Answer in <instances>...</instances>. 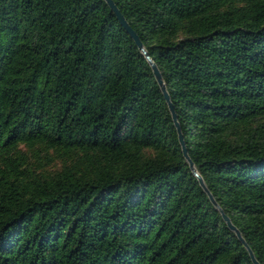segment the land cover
I'll list each match as a JSON object with an SVG mask.
<instances>
[{
  "label": "trees",
  "instance_id": "trees-1",
  "mask_svg": "<svg viewBox=\"0 0 264 264\" xmlns=\"http://www.w3.org/2000/svg\"><path fill=\"white\" fill-rule=\"evenodd\" d=\"M113 1L264 264V0ZM0 264H254L105 0H0Z\"/></svg>",
  "mask_w": 264,
  "mask_h": 264
},
{
  "label": "water",
  "instance_id": "water-1",
  "mask_svg": "<svg viewBox=\"0 0 264 264\" xmlns=\"http://www.w3.org/2000/svg\"><path fill=\"white\" fill-rule=\"evenodd\" d=\"M108 5L111 7V9L115 12L118 20L120 21V23L123 25V27L126 29V31L132 36V38L134 39V41L136 42L137 46L139 47V49L142 51V53L145 55V57L147 58V60L149 61L151 67H152V71L154 73V76L160 86V89L162 90L164 97L167 101L169 110L171 112V116L174 122V125L177 129V133H178V139H179V143L181 145V151L183 156L185 157V159L187 160V162L189 163V166L192 170V172L194 173V175L197 177V179L199 180L200 184L202 185L203 189L207 192L210 200L213 202V204L220 210L223 219L225 220L226 224L228 225V227L230 229H232L235 234L237 235V237L240 239V241L243 243V245L247 248L248 253L252 259V261L254 262V264H260L259 261L256 259L253 250L251 249V247L248 245V243L246 242V240L244 239V237L242 236L240 230L232 223L230 217L228 215L225 214V212L223 211V209L218 205V203L216 202V200L214 199L212 193L209 191L208 187L206 186L204 179L202 178L200 172L197 170L196 166L194 165L191 157L188 154V150L185 144V140L181 131V126L180 123L177 119V115L176 112L174 110V105L172 103V101L170 100V96L169 93L166 89V85L165 82L162 78V74L157 66V64L152 60V58L150 57V55L148 54V51L146 50V48L143 46L138 34L136 33V31L131 27V25L128 23V21L126 20V18L124 17V15L121 13V11L119 10V8L116 6V4L114 3L113 0H105Z\"/></svg>",
  "mask_w": 264,
  "mask_h": 264
}]
</instances>
